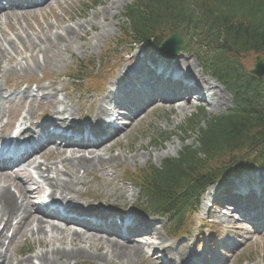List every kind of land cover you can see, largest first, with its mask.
Returning a JSON list of instances; mask_svg holds the SVG:
<instances>
[{
    "label": "rangeland",
    "instance_id": "374dc122",
    "mask_svg": "<svg viewBox=\"0 0 264 264\" xmlns=\"http://www.w3.org/2000/svg\"><path fill=\"white\" fill-rule=\"evenodd\" d=\"M54 1L51 2L50 6H44L43 9L35 12L21 11L8 16L3 14L0 17V43L11 41L16 49V59L8 57L3 59L1 63V66L5 67V71L2 72V68H0V87L5 91L9 87L17 88L24 82L37 83L42 93L48 96L50 100L55 99L54 96L58 94L57 97L64 98L63 107L65 109L81 114L83 119L85 118L84 121L92 120L96 114L98 100L102 97V95L100 96L101 93L86 87L85 83H73L68 77L69 75L77 76L79 72L82 75L87 73L103 74L102 56L111 55L113 59L110 60V63H113L114 54L120 51L118 57L122 51L124 54L127 53V50H123L127 45L117 48L114 41L121 37L120 26L125 22L121 17L122 13L127 6L136 0H57L59 3ZM14 15L16 17L11 18ZM78 28L81 30L76 35L68 36L69 30L76 31ZM168 32H163V35ZM60 34L66 35V40L69 42L68 50L64 51L65 47L60 44L59 48L57 47L58 50L50 47L48 52L39 54V62L38 51L24 50L27 48L21 42L22 38L28 37L38 41L49 36L57 38ZM5 47L8 48V45L6 44ZM130 52L128 53L130 54ZM133 52L135 50H132L131 53ZM202 54L204 53L200 55ZM253 58V55H249L241 58L240 61L246 67H250ZM185 59L191 63V76L200 83L204 79L209 82L213 81L206 75L192 52L181 54L177 61ZM86 60L93 61L94 68H88L84 63ZM21 66L25 69L26 66L32 67L29 71H25L20 68ZM182 69L188 70L187 67ZM105 84L106 82L104 86L107 87ZM215 89L218 91L216 96L222 100L220 107H209L207 104L205 107L196 106L190 108L188 113L183 115L178 107L173 106V108L167 109L161 104L156 105L112 139L107 146L112 148L113 153L121 154V161L117 166L105 165L106 176H102L97 171L98 174L94 172L81 181V183H85L84 189L87 191L82 196L83 204L87 203L92 206L101 204L107 209L108 207H122L126 211H132L137 195L136 190L124 185L123 187L131 194V197L129 196L127 200H124V196H120L125 190L122 189L120 177L123 174L126 175L128 171L142 168L148 164L159 166L165 158L176 157L185 144L193 145L198 133L195 132L197 129L192 130L188 127V120L197 116L199 127H203L205 121L211 116L219 115L232 106V96L231 100L227 99V104H225L228 96L222 93L221 89ZM25 103L20 104L19 107L16 106L17 104L8 103L6 109L11 108L9 117L13 116V111L20 114L24 112L25 114V106L28 104ZM110 104H106L108 108H111ZM5 120L3 119V122ZM160 135L165 137L167 141H160ZM59 168L68 172L61 165ZM32 187L35 188V186ZM89 198L92 200H86ZM107 198L110 200H106ZM147 218L150 224L154 222L158 225L162 222L159 220L160 218L151 216ZM163 221L166 223L165 228H167V222ZM165 231V229L162 231L163 235ZM12 249L15 257L20 259L34 256L37 251L42 250L38 246L37 240L29 235L22 238L16 246H12ZM141 259L137 264H153L146 257ZM71 264L107 263L88 257V259L82 258L78 263ZM229 264H264V236L260 235L249 240L237 251Z\"/></svg>",
    "mask_w": 264,
    "mask_h": 264
},
{
    "label": "trees",
    "instance_id": "16d2710c",
    "mask_svg": "<svg viewBox=\"0 0 264 264\" xmlns=\"http://www.w3.org/2000/svg\"><path fill=\"white\" fill-rule=\"evenodd\" d=\"M188 1L136 0L126 9L130 23L124 35L133 41L150 38L164 21L174 26L179 23L194 26L216 54L205 65L220 73L225 68L226 84L237 100L234 110L212 118L208 128L201 130L199 149L186 147L179 158L166 160L161 170L152 172L148 180L153 186L151 194H163L161 200L170 197L179 183L185 181L188 184L193 181L190 189L199 191L203 183L216 176L217 168L210 163L232 150L248 147L245 149L260 152L249 164H264V79L249 75L235 67V63L226 68L223 60L229 53L264 51V0H193L198 14L190 10ZM200 152L205 154L206 166L202 165Z\"/></svg>",
    "mask_w": 264,
    "mask_h": 264
},
{
    "label": "bare ground",
    "instance_id": "6f19581e",
    "mask_svg": "<svg viewBox=\"0 0 264 264\" xmlns=\"http://www.w3.org/2000/svg\"><path fill=\"white\" fill-rule=\"evenodd\" d=\"M52 1L54 0L45 1L44 6H50ZM56 1L57 0L54 2ZM56 3H59V1ZM44 6H41L40 4V6H34L33 9L28 11L35 12L36 10L43 9ZM11 12L10 9H7L4 14L7 16L15 14ZM15 17V15L11 16L13 19ZM79 30L81 29L78 28L76 31L69 30L67 34L70 37L76 35ZM66 39L65 34H60L57 38L49 36L48 38H41L38 41L28 37L22 38L21 42L23 43V46L27 48L24 50H28L29 52L33 50L38 51L39 62V54L48 52L50 47H54L58 50L60 44L65 47L64 51H67L69 42ZM6 44L8 45V48L5 47ZM15 50L16 49L11 41L0 43V68H2V72L3 70L5 71V67L1 66L3 59L8 57L16 59ZM20 51L23 52L22 50ZM59 57L61 58V56ZM177 66L180 68L187 67L192 69L191 63L186 59L180 61V64H177ZM31 67L32 66H26L25 69V67L21 66L20 68L29 71ZM190 72L191 71H188V73ZM202 84L203 87L209 89L212 87L216 88L217 86L222 90V93L229 96V94L218 84L214 85L207 80H203ZM215 95L216 93L210 95V107H220L222 105V103H220L222 100H219ZM36 97L38 98V96L29 97V106L25 109L26 115L23 117L24 120H29L32 116L37 114L38 104L41 102L43 104L49 103L45 101V97L41 99H37ZM5 100L2 88L0 87V122L5 116H7L3 107ZM60 104H64V100L60 102L57 98L53 99V102L50 103V106L54 109L55 116H63L65 114L63 111L60 112L57 110V105ZM172 104L174 105L173 102H169L167 106H171ZM225 104H227V98ZM177 107L181 109L183 115L188 113L190 108H193L188 106V101H183L177 104ZM105 117V113H101V108H99L95 122H98V120H102ZM71 121L72 119L69 118L61 119V122L63 123H70ZM75 125L78 127L81 126L80 124ZM48 149L49 148L45 150L48 151ZM111 150L112 148H108L107 144L100 145L97 149H87L86 152H81V150L77 148L65 150L56 147L55 153L51 158L60 159V163L63 167H67L70 170V174L63 173L56 165L49 166V164H46V159L43 163V165H46L45 168H41L40 164L34 165L33 167L39 169L41 176L46 175L47 186L51 189L49 196L53 201L61 199L60 201L69 204L70 208L82 210L80 209L82 206L77 207L72 202L73 200H78V198L87 193L84 189L85 183H81V181L97 171H99L101 175L106 176L104 166H116L121 161V154H115ZM32 164L31 161H28L24 165V169L28 173L31 172L29 168ZM26 177L27 181H24L23 176L20 177L19 173L16 174L11 171H0V248L3 245L2 240L6 237V233L10 229L12 221L16 220L18 228L13 236V245L17 244L22 237L29 235L34 240H37L38 246L42 250L36 252L33 256L37 261V263H34L33 257H25L21 259L15 258L12 249L5 248L3 251L0 250V258H2L3 264H71L78 263L82 258L88 259V257H93L100 262L107 264H137L142 260L141 257L144 255V246L141 243L121 241L113 237L105 236L99 232L71 229L64 224L55 223L50 217H46L38 210V206L34 204L33 200L37 193L32 192L27 186V184H29L28 181H32V176L27 175ZM12 188L17 192L15 193Z\"/></svg>",
    "mask_w": 264,
    "mask_h": 264
},
{
    "label": "water",
    "instance_id": "95a60500",
    "mask_svg": "<svg viewBox=\"0 0 264 264\" xmlns=\"http://www.w3.org/2000/svg\"><path fill=\"white\" fill-rule=\"evenodd\" d=\"M170 39H173L177 43V48H181L180 36L172 35L170 38L167 39V41H170ZM177 51L178 50L175 49L174 53H176ZM251 73L256 74L258 77H262L264 75V58L258 57L256 59L255 65L251 70Z\"/></svg>",
    "mask_w": 264,
    "mask_h": 264
}]
</instances>
